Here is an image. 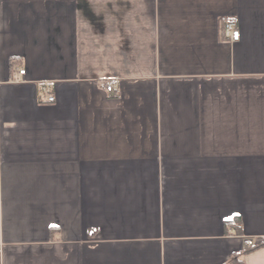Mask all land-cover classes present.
Masks as SVG:
<instances>
[{
  "label": "crops",
  "instance_id": "crops-1",
  "mask_svg": "<svg viewBox=\"0 0 264 264\" xmlns=\"http://www.w3.org/2000/svg\"><path fill=\"white\" fill-rule=\"evenodd\" d=\"M0 264H264V0H0Z\"/></svg>",
  "mask_w": 264,
  "mask_h": 264
},
{
  "label": "built area",
  "instance_id": "built-area-1",
  "mask_svg": "<svg viewBox=\"0 0 264 264\" xmlns=\"http://www.w3.org/2000/svg\"><path fill=\"white\" fill-rule=\"evenodd\" d=\"M224 33L228 36L229 40L236 41L239 38V31L237 29L236 23L233 21H227L224 24ZM24 72H25L24 70L19 71L20 74H24ZM113 88H114V86L110 84V85H107L105 89L107 92H112ZM47 101L53 102L54 97L49 96L47 98Z\"/></svg>",
  "mask_w": 264,
  "mask_h": 264
}]
</instances>
